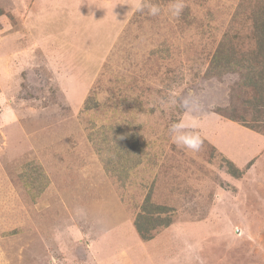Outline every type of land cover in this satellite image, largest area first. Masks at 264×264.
Returning <instances> with one entry per match:
<instances>
[{
  "label": "rangeland",
  "instance_id": "obj_1",
  "mask_svg": "<svg viewBox=\"0 0 264 264\" xmlns=\"http://www.w3.org/2000/svg\"><path fill=\"white\" fill-rule=\"evenodd\" d=\"M259 1L184 0L174 18L170 0L157 17L0 0V264H264V143L247 133L264 107L241 69L207 73L219 46L258 45ZM177 119L198 122V152L170 139ZM146 199L171 221L151 213L143 240Z\"/></svg>",
  "mask_w": 264,
  "mask_h": 264
},
{
  "label": "trees",
  "instance_id": "obj_2",
  "mask_svg": "<svg viewBox=\"0 0 264 264\" xmlns=\"http://www.w3.org/2000/svg\"><path fill=\"white\" fill-rule=\"evenodd\" d=\"M257 5V14L254 22L256 24L257 30L259 32L262 30L263 32L260 37V42H258V45H256L255 49L252 51L250 50L244 53L238 52L239 55L237 59H234V56H237V51L234 49V44L229 43L224 46H219L209 60L207 73L209 75L221 77L224 76V74L231 72L235 68L241 69L243 72V78L241 83L244 84L245 87H249L251 91L256 92L255 100L262 104V107H264V0H260ZM243 57L246 58L247 62H245ZM228 118L236 122L238 121L244 126H247L244 124V117H237L235 115H231ZM252 119L254 120V122H261L262 124H264V114H257V116H253ZM248 127L249 129L251 128L250 126ZM251 130L260 134H264L259 129ZM122 134L123 136H128V139L130 138L129 140H131L132 142H135L134 138H136V134L127 135V133H123L118 130V132H116L112 136V139L116 138V142L119 144V146L122 145L121 141H119V138ZM227 163H229L228 172L232 176L239 177V175L242 174V172H240L236 168L234 163L230 162L229 160L227 161ZM248 165L245 167V169L248 167ZM147 205H149L148 199L145 200L143 206L141 207V212L138 214V217L134 220V226L136 227L138 233L140 234L143 240L150 239L151 236L147 235V229L151 224H161V221L158 220L159 213H164V217L162 219L160 218L163 222V225H167L171 221L169 217L168 207L155 206V208L150 209L146 207ZM154 212L158 214L152 222V218H150L149 215Z\"/></svg>",
  "mask_w": 264,
  "mask_h": 264
},
{
  "label": "clouds",
  "instance_id": "obj_3",
  "mask_svg": "<svg viewBox=\"0 0 264 264\" xmlns=\"http://www.w3.org/2000/svg\"><path fill=\"white\" fill-rule=\"evenodd\" d=\"M184 0H170L168 5V13L179 18L184 10ZM152 17H157L161 14L162 9L151 0H140L136 5V11L145 12ZM198 122L193 120L177 119L169 125L168 134L172 142L182 149L198 152L203 144L201 135L197 131ZM260 134V133H259ZM186 243V251L190 254L195 253L196 248L193 245Z\"/></svg>",
  "mask_w": 264,
  "mask_h": 264
},
{
  "label": "crops",
  "instance_id": "obj_4",
  "mask_svg": "<svg viewBox=\"0 0 264 264\" xmlns=\"http://www.w3.org/2000/svg\"><path fill=\"white\" fill-rule=\"evenodd\" d=\"M245 128V127H244ZM241 129V128H240ZM247 129V128H246ZM240 132H243V131H245V132H247V130H239ZM253 131V130H252ZM244 133V132H243ZM247 133H250V134H248V135H252V139H254V142L257 144V143H264V136H262L261 134H259V133H257V132H255V131H253L252 133L251 132H247ZM233 144V143H232ZM261 145V144H260ZM238 150L239 151H241V149L240 148H238ZM229 152L231 153V150H229ZM253 152H257V149L255 150V151H253ZM252 152V153H253ZM252 153H249L248 154V156L250 157L251 156V154ZM225 154V153H224ZM227 157H229L231 160L234 158V157H232V156H229V155H227V154H225ZM263 155V154H262ZM240 158V157H239ZM238 165V164H237Z\"/></svg>",
  "mask_w": 264,
  "mask_h": 264
}]
</instances>
